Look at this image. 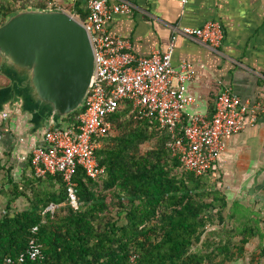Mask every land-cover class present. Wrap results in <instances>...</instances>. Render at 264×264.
I'll return each mask as SVG.
<instances>
[{"label": "trees", "instance_id": "1", "mask_svg": "<svg viewBox=\"0 0 264 264\" xmlns=\"http://www.w3.org/2000/svg\"><path fill=\"white\" fill-rule=\"evenodd\" d=\"M32 6L50 7L45 0H0V15ZM72 10L86 18L78 0ZM131 110L127 101L110 117L117 133L97 151L105 176L94 180L78 169L77 206L59 175L37 179L28 208L12 212L8 206L0 218V264L26 253L36 226L45 258L27 257L22 264H132L134 256L135 264H223L235 258L238 227L213 229L216 217L224 223L228 206L218 179L213 177L216 184L210 175L186 171L167 147L172 134L157 131L154 119L136 120ZM81 112L66 120L76 121ZM154 138L155 146L143 150ZM48 181L59 186L48 187ZM51 205L56 208L48 210ZM244 225L240 242L245 245L256 236L258 223Z\"/></svg>", "mask_w": 264, "mask_h": 264}, {"label": "crops", "instance_id": "2", "mask_svg": "<svg viewBox=\"0 0 264 264\" xmlns=\"http://www.w3.org/2000/svg\"><path fill=\"white\" fill-rule=\"evenodd\" d=\"M131 1L140 10L116 15L109 28L129 40L139 55L148 56L160 49L166 51L175 42L174 66L179 67L186 61L197 69V76L188 85V93L196 100L187 105L185 117L195 113L212 115L216 97L225 87L263 109L256 125L228 139L227 148L210 176L218 179L228 202L223 213L224 223L216 217L213 229L225 227L232 231L238 227L239 233L232 243L235 258L223 264H264V0ZM58 2L71 9L74 7V0ZM78 2L87 13L86 0ZM212 20L221 21L225 29L221 53L173 34L174 25L200 27ZM2 79L5 84L0 86L10 84L6 77L0 76ZM42 132L35 130L28 112L17 108L8 118H0V218L7 213L9 205L12 212L30 205L27 195H31L30 189L39 183L29 161L22 157L33 146L43 144ZM258 173L259 182L251 195L250 189ZM46 185L59 186L57 181H48ZM55 208L51 205L49 210ZM248 221H253V226L258 223L257 234L244 245L240 239Z\"/></svg>", "mask_w": 264, "mask_h": 264}, {"label": "built area", "instance_id": "3", "mask_svg": "<svg viewBox=\"0 0 264 264\" xmlns=\"http://www.w3.org/2000/svg\"><path fill=\"white\" fill-rule=\"evenodd\" d=\"M45 1L50 5L48 8H56L53 5L62 8L56 0ZM86 10L85 19L75 12L70 14L90 34L97 64L94 84L76 121L67 120V129L52 127L43 135V144L33 146L23 155L34 177L61 176L71 204L77 206L74 180L77 171L82 168L86 176L94 180L105 176L106 167L100 164L97 151L113 128L110 117L127 101L132 105L131 115L136 120L154 119L157 131L172 134L167 147L186 171L198 177L210 175L225 152L228 139L256 125L263 109L225 87L216 97L212 115L195 113L185 117L187 105L196 100L188 93V85L197 76V69L186 61L179 67L174 66L175 42L166 51L154 50L144 56L134 51L129 40L113 33L109 23L116 15L140 10L131 0H86ZM172 29L174 35L221 53L225 40L221 21H208L200 27L174 25ZM8 116V113H0L2 119ZM38 230L37 226L33 228L34 237L26 253L21 254L18 261L8 257L5 264H22L27 257L44 260ZM135 261L134 256L132 264Z\"/></svg>", "mask_w": 264, "mask_h": 264}, {"label": "water", "instance_id": "4", "mask_svg": "<svg viewBox=\"0 0 264 264\" xmlns=\"http://www.w3.org/2000/svg\"><path fill=\"white\" fill-rule=\"evenodd\" d=\"M0 113L28 112L36 131L67 129L92 90L96 57L90 34L60 7H27L0 15ZM260 173L250 189L253 195Z\"/></svg>", "mask_w": 264, "mask_h": 264}, {"label": "rangeland", "instance_id": "5", "mask_svg": "<svg viewBox=\"0 0 264 264\" xmlns=\"http://www.w3.org/2000/svg\"><path fill=\"white\" fill-rule=\"evenodd\" d=\"M56 1H57L58 5H60L61 7L63 6V7L66 9L67 12H69V13H73V12H74L71 8H68L67 5H62V4H60V3L58 2V0H56ZM0 84H1V85H4V84H5V80H4V79L0 80ZM116 132H117V130L112 129V131H111V133H110L109 135H112V134H114V133H116ZM109 135H108V136H109ZM156 141H157L156 138H154V139H152L151 141L145 143V144L143 145V150H147V149L153 148V147L155 146V144H156ZM179 173H182V172L179 170ZM210 179H211L213 182L215 181L216 184H217V181H216L213 177H210ZM211 180H210V181H211ZM224 213H225V211H224ZM246 215H249V211H247V210H246ZM251 224H252V222H251Z\"/></svg>", "mask_w": 264, "mask_h": 264}]
</instances>
